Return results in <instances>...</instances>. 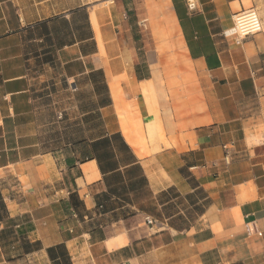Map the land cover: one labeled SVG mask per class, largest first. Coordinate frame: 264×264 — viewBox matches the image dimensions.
<instances>
[{
  "label": "crops",
  "instance_id": "1",
  "mask_svg": "<svg viewBox=\"0 0 264 264\" xmlns=\"http://www.w3.org/2000/svg\"><path fill=\"white\" fill-rule=\"evenodd\" d=\"M0 264H264V0H0Z\"/></svg>",
  "mask_w": 264,
  "mask_h": 264
},
{
  "label": "rangeland",
  "instance_id": "2",
  "mask_svg": "<svg viewBox=\"0 0 264 264\" xmlns=\"http://www.w3.org/2000/svg\"><path fill=\"white\" fill-rule=\"evenodd\" d=\"M60 81V80H59ZM96 82H99V80H96ZM83 88V92L75 93L69 89V91H66L68 87L64 86V84H60L57 87V90L59 91L58 94L55 95H46L47 91H44V93H36V99H38V105L43 110H46V113L48 114V119L50 120L53 116V113L56 111L59 115H63V120L66 118V114L68 115L67 118L70 119L69 122L75 123L77 121L82 120L84 117L83 112L78 110L76 106H85L88 108L90 105H92L94 102L98 100V90H95L94 88H97L93 83H87L84 82L83 84H80ZM101 86V95L104 93L102 91V85ZM80 109V108H79ZM58 115V116H59ZM108 116V115H107ZM62 124V123H61ZM58 128H64V125H61ZM55 130V131H54ZM54 134H57V128L55 127L53 129Z\"/></svg>",
  "mask_w": 264,
  "mask_h": 264
},
{
  "label": "trees",
  "instance_id": "3",
  "mask_svg": "<svg viewBox=\"0 0 264 264\" xmlns=\"http://www.w3.org/2000/svg\"><path fill=\"white\" fill-rule=\"evenodd\" d=\"M92 108V105L89 106ZM96 120L98 115H90L85 119ZM76 146H81L85 152H88V147L91 148V152L95 153V158L98 162L101 171H114L119 166V161L116 159L117 154H122L121 163L127 165L132 157L128 146L121 139L120 135H113L107 137L104 140L89 143L87 141H79ZM130 174H134V168L128 171Z\"/></svg>",
  "mask_w": 264,
  "mask_h": 264
},
{
  "label": "built area",
  "instance_id": "4",
  "mask_svg": "<svg viewBox=\"0 0 264 264\" xmlns=\"http://www.w3.org/2000/svg\"><path fill=\"white\" fill-rule=\"evenodd\" d=\"M235 30L237 33V41L240 42L246 38L255 36L262 32L263 24L258 12L254 9L247 10L237 14L234 17ZM63 115L60 114L58 119L61 120ZM227 150V148H225ZM228 153L226 154V161L228 160ZM149 226L155 225V222L149 218L146 219Z\"/></svg>",
  "mask_w": 264,
  "mask_h": 264
}]
</instances>
